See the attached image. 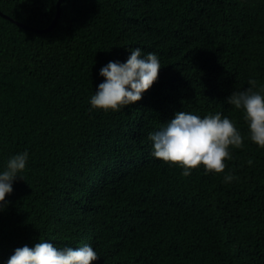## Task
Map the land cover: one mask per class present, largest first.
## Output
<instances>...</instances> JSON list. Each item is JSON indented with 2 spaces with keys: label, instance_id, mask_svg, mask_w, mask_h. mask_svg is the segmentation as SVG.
<instances>
[{
  "label": "trees",
  "instance_id": "trees-1",
  "mask_svg": "<svg viewBox=\"0 0 264 264\" xmlns=\"http://www.w3.org/2000/svg\"><path fill=\"white\" fill-rule=\"evenodd\" d=\"M58 1L0 0V174L28 153L0 264L39 242L90 245L93 264H264V148L227 102L250 80L264 95V0H62L38 31ZM136 48L157 55L158 79L118 112L93 109L100 69ZM180 111L241 132L224 173L154 157L150 134Z\"/></svg>",
  "mask_w": 264,
  "mask_h": 264
},
{
  "label": "clouds",
  "instance_id": "clouds-1",
  "mask_svg": "<svg viewBox=\"0 0 264 264\" xmlns=\"http://www.w3.org/2000/svg\"><path fill=\"white\" fill-rule=\"evenodd\" d=\"M126 62L109 61L100 69L104 82L98 85L90 99L93 109L118 112L142 99L158 79L161 63L154 53L142 55L136 48L130 51ZM252 87L245 91L233 92L227 102L236 109H243L248 124L249 138L264 148V95L253 91L256 81L250 80ZM153 142V155L166 163L183 169L187 177L202 165L207 173L225 172L226 160H231V148H242L243 137L233 122L219 112L204 118L185 111L177 112L166 126L150 134ZM28 153L17 154L7 163V169L0 174V211L8 203L6 195L13 191V182L18 173L25 170ZM253 162L248 161L251 165ZM22 179V178H21ZM236 179L225 175V182ZM99 259L90 245L79 248L58 249L52 243L39 242L34 247L27 245L17 248L7 264H93Z\"/></svg>",
  "mask_w": 264,
  "mask_h": 264
},
{
  "label": "water",
  "instance_id": "water-1",
  "mask_svg": "<svg viewBox=\"0 0 264 264\" xmlns=\"http://www.w3.org/2000/svg\"><path fill=\"white\" fill-rule=\"evenodd\" d=\"M61 1H62V0H59V1H58V12H57L56 17H55L54 21L52 22V24H51L48 28H45V29H39L38 31H40V32H47V31L51 30V29L55 26V24H56V22H57V19H58L59 15H60V11H61V8H60ZM0 15H2V16H4V17H7V15H5L4 13H2L1 11H0ZM7 18H8V17H7ZM10 19L12 20V18H10ZM19 24L22 25V26H24V27H28V26H26L25 24H22V23H19ZM36 30H37V29H36Z\"/></svg>",
  "mask_w": 264,
  "mask_h": 264
}]
</instances>
